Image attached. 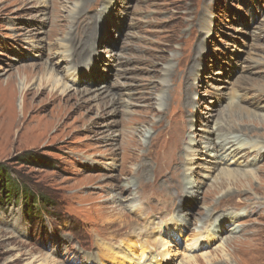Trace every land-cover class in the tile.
<instances>
[{
  "label": "rangeland",
  "instance_id": "1",
  "mask_svg": "<svg viewBox=\"0 0 264 264\" xmlns=\"http://www.w3.org/2000/svg\"><path fill=\"white\" fill-rule=\"evenodd\" d=\"M228 104L263 117L230 120ZM168 124L195 150L190 172L158 166ZM222 127L263 144L238 158L247 182L217 177ZM3 172L18 193L0 198V264H114L106 248L120 262L111 249L161 228L165 264H264V0H0ZM21 189L47 212L30 217ZM177 215L174 241L164 227Z\"/></svg>",
  "mask_w": 264,
  "mask_h": 264
},
{
  "label": "bare ground",
  "instance_id": "2",
  "mask_svg": "<svg viewBox=\"0 0 264 264\" xmlns=\"http://www.w3.org/2000/svg\"><path fill=\"white\" fill-rule=\"evenodd\" d=\"M58 55L62 61H64L66 64H68L69 59H70V55L68 53H66V51H60V52H58ZM72 61L74 62V60H72ZM48 83H50V82H48ZM65 93H63V94H65ZM113 99H114V97H113ZM230 104H234V102H230ZM230 104H228L229 106H227V108H226V113L229 114L230 120H232L233 116H235L236 114L238 115V118L247 119V120H250V118H253V119L260 118L261 119L263 117V116H260V115H257L255 113L250 112L248 109H246L242 106H237L236 104L235 105H230ZM225 128H227V127H225ZM236 132L240 133L241 130L240 131L236 130ZM242 133L243 132H241V134ZM180 134H181L180 130H178L172 124H168L164 128L160 127V131L157 133L156 137L153 139V140L157 141L154 143V145L158 144V142L161 141L159 143V145H160V152L162 154H161V156H159L156 159L159 168H161L163 162H166L167 165L172 169L173 173L176 175L180 173L181 168L183 167V164H182L183 160L186 161V163H185L186 164L185 166L187 167L186 171L190 172L191 169H190V167H188L189 166L188 163L195 156V150L192 147L187 146L185 148V150H183L181 152V143L176 140L177 139L176 137L179 136ZM225 134H227V135H224L223 127H222V129L220 128V130L218 132V136L221 135L220 136L221 140L219 141V145L217 147H218V151L223 152V154L229 153L226 156V158L222 159V157L220 158L216 154H214L213 156L208 154L207 157L210 158V156H212L211 157L212 163H214L213 165L215 167L216 172L221 169L218 172L217 177H220L223 181L234 180L236 182H238V181L247 182L253 177V175H254L253 171L254 170L252 171V169L250 167H246L247 165L242 166L240 163H238V158H240V160H245V158H247L249 156V154H251V153L259 154V152H257V151H259L260 147L263 144L256 142V141L251 142V141H248L247 139L245 141H240V138H238L237 136L231 137L233 134L230 132L225 133ZM243 136H245L246 138H250L249 136H246V135H243ZM250 136H252V135H250ZM234 142H237V143L234 144ZM238 156H240V157H238ZM220 183L223 184L224 182H220ZM130 186H131V184L128 183L127 187H129V189H130ZM179 186H180L179 183H177V184L173 183L172 184V187L176 190ZM189 186L190 187L188 188L186 194L191 198L194 196L195 188H194V185H189ZM227 192H229V191L227 190ZM229 202L232 203L233 201H229ZM125 203H128V202H125ZM185 212L186 211L183 210V207H179L177 209L178 214H182L183 216L186 217L187 213H185ZM225 217H227V216H225ZM179 218H180V216L177 215L176 217L170 219L164 227V230H166L165 232H168L167 235L171 234L174 238V241H177V238H181L183 235V231H184L183 227L181 226L182 225L181 219H179ZM225 222H228V220ZM179 224H181V225H179ZM217 230L219 232L223 231L219 224L216 225V228L214 229L213 233L212 232L211 233H208V232L199 233L198 232V233H194L190 238H183L184 241L186 240V243H188L187 245H185L186 246L185 249L187 250V248H189L190 251L193 249L199 250L200 248L209 244L215 238L214 236L217 234V232H218ZM162 232L163 231L161 228L159 234L155 238L163 239L162 235H161ZM158 239L154 240V241H151V239L149 240V239H143V238H139V239H135V240L133 238L124 239L123 241H121L118 244L117 248L111 249V253H112V251L118 253V256L120 257V262L114 261V257L109 255L110 252L109 253L106 252L107 248L104 251L107 255V259L109 258V260L110 259L113 260L114 264H165L167 262L168 257H165V256H163V254L160 253V251L162 252V250H160V248L162 247V244L160 243L161 240L158 241ZM142 241H145V244L140 247L138 244L140 242L142 244ZM132 242L136 243L141 248L140 249V251L142 250L141 253H140V251H136V249L132 248V246L130 244ZM163 244H164V242H163ZM108 248H111V247H108ZM116 249H117V251H116ZM115 257H116V255H115ZM140 258H141V261H140V263H138V260H140ZM101 260H103V259H101L99 255L93 256V257H89L86 260L85 264H101V262H104ZM186 260H187L188 264H191V262H193V263L195 262L192 257H189V259H186Z\"/></svg>",
  "mask_w": 264,
  "mask_h": 264
},
{
  "label": "trees",
  "instance_id": "3",
  "mask_svg": "<svg viewBox=\"0 0 264 264\" xmlns=\"http://www.w3.org/2000/svg\"><path fill=\"white\" fill-rule=\"evenodd\" d=\"M9 182L10 181L6 179V173L4 172L1 173L0 174V198L2 201H7V200H10V198H13L12 196L14 197L15 195L17 196V193H18L17 185H10ZM20 192H22L21 199L25 205V209L30 211V214H29L30 217L35 216L36 215L35 212L36 211L38 212V208H43L42 206H44L45 201H42L40 204L39 198L35 200V198L30 193L25 192L23 189H21ZM44 212H47L46 208Z\"/></svg>",
  "mask_w": 264,
  "mask_h": 264
}]
</instances>
